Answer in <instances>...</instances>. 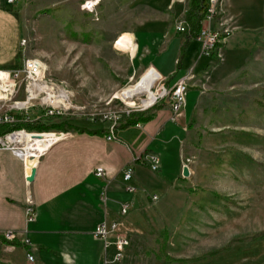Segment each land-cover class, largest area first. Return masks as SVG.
<instances>
[{"label": "rangeland", "instance_id": "374dc122", "mask_svg": "<svg viewBox=\"0 0 264 264\" xmlns=\"http://www.w3.org/2000/svg\"><path fill=\"white\" fill-rule=\"evenodd\" d=\"M228 1L251 24L264 4V0ZM27 3L28 12L20 20L19 56L41 62L48 79L69 95L78 113L46 118L36 108L33 122L55 125L69 120L97 129L107 126L108 131L110 123L102 121L105 114H121L118 126H122L124 116L141 112L148 94L133 98L123 94L152 71L141 49L132 57L130 50L117 45L124 36L118 39L113 30L120 24L109 23L112 31L105 30L98 21L99 10L90 13L74 2L63 7L43 0ZM222 24L232 32L224 47L235 43L243 51L237 56L219 50L217 57L208 58L212 65L205 67L196 85L193 71L185 110L197 107L188 140L190 161L196 168L172 189L173 198L162 200L163 224L141 239L143 257L135 264H264V241L247 240L264 232V29L236 40L231 21ZM163 86L173 87L163 78L153 92ZM161 104L169 105L160 101L148 114ZM88 114L96 115L95 122L87 120ZM164 189L153 186L150 193L162 195ZM123 234L131 245L130 231ZM168 256L184 262L169 261Z\"/></svg>", "mask_w": 264, "mask_h": 264}, {"label": "crops", "instance_id": "0c3cea01", "mask_svg": "<svg viewBox=\"0 0 264 264\" xmlns=\"http://www.w3.org/2000/svg\"><path fill=\"white\" fill-rule=\"evenodd\" d=\"M43 1L55 7L73 2L83 7L87 0ZM27 2L9 5L0 0V70H18L24 65V57L19 56L20 20L28 12ZM190 2L102 0L95 10L100 11L98 21L102 20L105 30L109 23L120 24L113 30V36L119 39L129 35L136 49H141L152 71L143 78L152 85L153 80L162 76L168 85L174 86L191 69L196 74L192 82L196 85L204 76L205 67L212 64L210 57H200L198 41L188 43L186 35L177 31L185 23ZM223 4L225 13L219 22L231 21L236 27L233 33L236 40L264 29V4L255 24L242 19L228 0H223ZM119 10L122 14L114 13ZM213 26L220 27L218 21ZM225 51L238 56L243 49L232 43L223 47L222 52ZM196 108L194 104L192 112L184 110L174 123L170 106L161 104L151 111L154 118L150 122L118 130L115 141L107 140V126L99 129L81 126L105 133L74 131L72 138L54 144L42 157L33 183L27 179L24 162L10 151L0 150V264H102L104 246L95 238L94 231L105 221L121 224L122 233L130 231L131 245L121 264L139 262L143 257L139 255L141 239L158 230V223L163 224L162 200L174 197L172 189L185 179V168L190 175L196 168L188 152L189 125ZM146 153L159 157L160 171L153 172L148 165L136 162ZM130 165L134 176L127 183L124 170ZM100 167L105 170L103 177L95 173ZM127 186L134 191H128ZM153 186L165 188L164 194L157 195L156 203L150 197ZM104 193L106 201L102 199ZM30 195L37 211L35 222L28 221L26 211ZM127 203L132 207L124 216L122 207ZM9 231L17 235L14 242L2 237ZM29 256L34 260L29 261Z\"/></svg>", "mask_w": 264, "mask_h": 264}, {"label": "built area", "instance_id": "2783aa9c", "mask_svg": "<svg viewBox=\"0 0 264 264\" xmlns=\"http://www.w3.org/2000/svg\"><path fill=\"white\" fill-rule=\"evenodd\" d=\"M9 5H16L21 1L28 0H6ZM102 0H87L84 3V9L90 13L96 12V7ZM222 0H209L206 10L203 27L197 41L200 43V57H211L217 51L221 50L219 46H224L230 36L231 30L224 25L214 27L213 24L223 17ZM187 26L185 23L178 26V32L185 33ZM219 52V51H218ZM193 71L188 75L178 80V82L171 88L162 87L156 93L155 102L149 107L143 106L142 111L150 110L160 101L167 100L172 110L171 121L176 123L181 117L187 104V94L189 92L190 82L194 79ZM163 79L160 76L161 80ZM20 96L23 98L20 99ZM38 108L41 117L46 118H61L78 114L75 111L70 101L69 95L60 89L55 83L48 79L46 70L41 62L36 59H27L24 67L20 70L6 71L0 70V125L8 124L15 127L21 123H31L32 112ZM35 109V110H33ZM72 112V113H71ZM131 112H128L130 115ZM79 116V115H78ZM87 120L95 122L96 115L88 114ZM122 115L118 113H107L102 118V121L110 123L107 131V139L109 141L117 140V132L119 128ZM35 131L26 129H17L0 135V150H7L12 152L15 156L20 158L27 169V179L32 176L34 169H37L40 159L48 152L46 150L39 158L37 167H31V155H26L28 148L32 147L34 142L31 139L25 140L29 135H36ZM47 134V133H40ZM53 135V142L50 148L61 141L72 138L75 133L73 131L49 132ZM29 145V147H28ZM49 148V149H50ZM148 165L153 172L160 171V159L156 154L146 153L137 158L136 162ZM29 170V171H28ZM134 169L130 165L124 170V181L130 183L133 179ZM96 175L103 177L105 175L104 168L100 167L96 170ZM128 191H134V188L127 186ZM152 202H158L157 195L150 196ZM104 201H106V193L103 194ZM131 204L127 203L122 207V215H127L131 210ZM27 215L29 222H35L37 219V211L33 197L30 195L27 199ZM95 238L103 242L105 257L102 264H121L125 258L126 250L130 246L128 237L122 233L121 224L118 222L105 221L100 224L94 231ZM2 237L8 242H14L17 235L14 232H4ZM29 261H33L34 257L29 256Z\"/></svg>", "mask_w": 264, "mask_h": 264}, {"label": "trees", "instance_id": "16d2710c", "mask_svg": "<svg viewBox=\"0 0 264 264\" xmlns=\"http://www.w3.org/2000/svg\"><path fill=\"white\" fill-rule=\"evenodd\" d=\"M208 1L209 0H191V2H190V8L187 11L186 17H185V24L187 26V30L184 33L187 37L188 43L192 42V41H197V38L200 35V32L202 30L203 20L205 19V15H206ZM187 46H188V44L185 45V47H187ZM223 47L224 46H219V48H223ZM218 51H219V49H217V51L213 54V56L217 57L218 53H219ZM153 118H154V114H151V113L148 114L147 111L135 112V113L131 114L130 116H124V118L122 120V122H124V123L122 126H119L118 130L124 129L127 127H131V126H137L139 124L148 123ZM18 128H26L28 130H36L39 132H45V131L57 129V130H61V131L72 130L75 132L88 133V134H92V135H102L103 133H105V130H98V131L88 130L86 128H83L79 125H76V124L70 122L69 120L64 121L60 124H55V125H46V124H43V122L41 120H38L35 122H31V123L18 124L15 128L9 126L8 124L0 125V135L5 134L7 132H10L14 129H18ZM247 240L248 241L250 240L251 242L264 241V232L258 233L255 236H253L252 238L247 239ZM241 242H243V240ZM233 243H235V242H233ZM233 243L229 246H232ZM167 260L174 261V262H176V261L184 262L183 260H175L174 258H171L170 256L167 257Z\"/></svg>", "mask_w": 264, "mask_h": 264}, {"label": "bare ground", "instance_id": "6f19581e", "mask_svg": "<svg viewBox=\"0 0 264 264\" xmlns=\"http://www.w3.org/2000/svg\"><path fill=\"white\" fill-rule=\"evenodd\" d=\"M119 47L124 49L130 50L132 52V57L136 54V45L133 44L132 39L129 35H125L120 39L117 44ZM156 80H153V85L150 83L146 78L141 79L136 87H133L129 90H126L123 94L125 98H133L134 96L140 94H148V102L144 104L145 107H149L153 105L155 102L156 94L153 92V88L155 87ZM53 135L52 134H36V135H29L25 137V140L31 139L34 142L32 147H29L26 155H31L34 159H31V167H37L38 158L46 151L49 150L52 142H53ZM37 170V169H36ZM29 171V170H28Z\"/></svg>", "mask_w": 264, "mask_h": 264}, {"label": "water", "instance_id": "95a60500", "mask_svg": "<svg viewBox=\"0 0 264 264\" xmlns=\"http://www.w3.org/2000/svg\"><path fill=\"white\" fill-rule=\"evenodd\" d=\"M36 173H37V170L34 169L33 172H32V176L29 178V182L33 183L35 181ZM189 176H190L189 169L188 168H185V170H184V177H189Z\"/></svg>", "mask_w": 264, "mask_h": 264}]
</instances>
